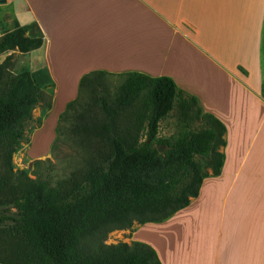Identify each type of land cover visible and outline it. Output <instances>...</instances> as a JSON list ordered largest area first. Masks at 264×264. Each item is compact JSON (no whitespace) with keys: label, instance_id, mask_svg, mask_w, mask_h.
I'll return each mask as SVG.
<instances>
[{"label":"crops","instance_id":"1","mask_svg":"<svg viewBox=\"0 0 264 264\" xmlns=\"http://www.w3.org/2000/svg\"><path fill=\"white\" fill-rule=\"evenodd\" d=\"M15 26L42 42L5 53L51 100L30 148L93 69L168 75L224 124L219 171L165 219L119 228L122 240L147 242L161 264H264V0H1L0 34Z\"/></svg>","mask_w":264,"mask_h":264},{"label":"trees","instance_id":"2","mask_svg":"<svg viewBox=\"0 0 264 264\" xmlns=\"http://www.w3.org/2000/svg\"><path fill=\"white\" fill-rule=\"evenodd\" d=\"M41 42L15 26L0 34V54L27 51ZM11 65L9 52L0 61V263L161 264L147 242H106L107 234L134 221L163 220L185 206L208 173L196 156L208 157L211 173L219 171L222 121L203 111L196 96L168 75L120 73L110 97L104 80L111 72L90 70L80 76L78 87L88 98H72L58 115L74 118L72 128L86 154L66 176L51 182L13 168L23 122L37 104L50 106L51 100L28 68L14 72ZM175 102L202 126L193 128L185 119L175 132L160 135V121Z\"/></svg>","mask_w":264,"mask_h":264},{"label":"rangeland","instance_id":"3","mask_svg":"<svg viewBox=\"0 0 264 264\" xmlns=\"http://www.w3.org/2000/svg\"><path fill=\"white\" fill-rule=\"evenodd\" d=\"M6 54L7 53L5 52L0 54V61ZM21 58L25 59L28 58V56L22 55ZM15 60L16 59L12 53L11 69L14 72L18 69V66H15ZM36 72L39 74L38 80L40 81V84H43V80L45 77H47V75L40 72L38 69ZM121 79V74H107L104 81L107 85L106 92L110 97L114 95L115 89ZM74 97H77L78 100L83 101L88 98V93L84 89L81 91L77 90V93ZM59 107V103L55 104L54 113L55 111L59 110ZM46 110L47 106L40 104L34 110V117L23 122L21 126L22 141L17 145V149L13 152L12 163L14 169L24 168L31 176H34L36 172L48 177L51 182H54L57 178L66 176L70 170L82 162L87 148L82 146L78 141L79 133H75L72 128V120H74L72 116H68L64 119L58 118L55 121L54 125L56 126L57 124H61V127H64L63 129H60L59 131L54 130V128L52 129V124L55 120L54 114L48 118L44 127L34 135V139H32L30 148L28 146L29 143H27L25 139H30V134L33 127L41 121V118ZM72 112L73 111L71 109H68L69 114ZM123 115L121 116V119H123ZM185 119L193 128H200L202 126V123L199 122L198 119H194L191 114L187 113V111H184V109L181 108L178 102H175V105L170 110L169 114L161 119L159 125V134L169 135L175 132L185 121ZM50 139L51 141L49 142ZM36 158H41V161L35 165L33 164V161ZM196 158L200 159L202 162V169L208 172L209 168H211L209 159H207L208 157L201 158V156L197 155ZM118 240H122V231L119 229H113L109 231L105 239L106 242H116Z\"/></svg>","mask_w":264,"mask_h":264},{"label":"water","instance_id":"4","mask_svg":"<svg viewBox=\"0 0 264 264\" xmlns=\"http://www.w3.org/2000/svg\"><path fill=\"white\" fill-rule=\"evenodd\" d=\"M162 148V145L159 147V149H161Z\"/></svg>","mask_w":264,"mask_h":264},{"label":"built area","instance_id":"5","mask_svg":"<svg viewBox=\"0 0 264 264\" xmlns=\"http://www.w3.org/2000/svg\"><path fill=\"white\" fill-rule=\"evenodd\" d=\"M1 1V0H0ZM4 1H7V0H4Z\"/></svg>","mask_w":264,"mask_h":264}]
</instances>
